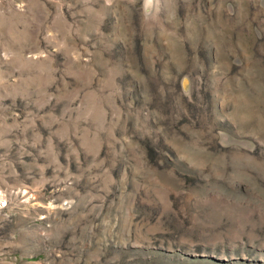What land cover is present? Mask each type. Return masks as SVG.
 I'll use <instances>...</instances> for the list:
<instances>
[{
	"label": "rangeland",
	"instance_id": "374dc122",
	"mask_svg": "<svg viewBox=\"0 0 264 264\" xmlns=\"http://www.w3.org/2000/svg\"><path fill=\"white\" fill-rule=\"evenodd\" d=\"M0 264H264V0H0Z\"/></svg>",
	"mask_w": 264,
	"mask_h": 264
}]
</instances>
